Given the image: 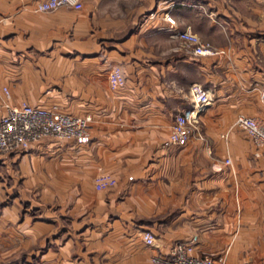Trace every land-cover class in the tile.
I'll return each mask as SVG.
<instances>
[{"label": "crops", "instance_id": "1", "mask_svg": "<svg viewBox=\"0 0 264 264\" xmlns=\"http://www.w3.org/2000/svg\"><path fill=\"white\" fill-rule=\"evenodd\" d=\"M37 1L0 0L7 61L0 63V115L6 83L10 102L57 103L90 114L92 127L86 143L45 137L13 158L39 174L46 194L82 189L76 199L93 207L94 219L141 221L138 228L88 227L86 244L45 243L39 264H155L151 255L177 240L192 242L197 255L226 252L227 264L247 257L264 264V160H251L252 147H237L233 126L239 113L264 117V35L256 32L264 28V0H86L78 9L47 11L35 10ZM165 11L220 51L194 54L170 35ZM114 65L125 82L112 88ZM194 82L212 95L197 111ZM186 109L196 111L194 130L176 145L171 124ZM103 171L116 183L96 189L94 176ZM96 206L104 211L97 215ZM20 207L16 198L2 206L0 236L28 237L26 246L53 230L46 217L31 226Z\"/></svg>", "mask_w": 264, "mask_h": 264}, {"label": "built area", "instance_id": "2", "mask_svg": "<svg viewBox=\"0 0 264 264\" xmlns=\"http://www.w3.org/2000/svg\"><path fill=\"white\" fill-rule=\"evenodd\" d=\"M61 5L74 8L81 7V0H39L34 9L38 11L53 10ZM153 15V13H151ZM169 22L170 35L179 38L184 45L190 47L194 54L213 55L220 51L209 41L202 40L189 26L178 28L175 19L165 14ZM109 83L112 88L121 86L125 82V74L120 65H114L109 72ZM5 100L4 112L0 115V151L5 153H22L27 151L33 142L45 137L57 139H74L78 143L89 140V130L92 127L90 114H71L52 106L32 104L26 100L18 103L10 102V93L7 86L3 87ZM190 93L196 111L211 101V91L201 83L194 82L190 86ZM260 98L264 103V86L259 90ZM194 109L178 112L171 124L169 140L176 145L186 144L193 133V122L196 115ZM233 126L240 128L253 143V156L264 160V117L239 113ZM225 163L231 165L230 156H226ZM116 183V178L109 172H99L94 176L96 189H105ZM151 231L143 232L146 243L154 242ZM155 264H227V253L220 255L202 254L193 252L190 241H174L167 252H155L151 255ZM243 264H254L251 257L244 259Z\"/></svg>", "mask_w": 264, "mask_h": 264}, {"label": "rangeland", "instance_id": "3", "mask_svg": "<svg viewBox=\"0 0 264 264\" xmlns=\"http://www.w3.org/2000/svg\"><path fill=\"white\" fill-rule=\"evenodd\" d=\"M86 3V0H81V7ZM166 13L169 12L165 11V18ZM256 32L264 35V28H257ZM1 56H3L2 50H0V63L6 64V59L1 58ZM262 63H264L263 60ZM4 86H6V83L2 84L1 87L3 88ZM53 104H56L61 110L57 103H52L49 106H52ZM234 129L237 131V136L240 141V144L237 147L240 149L243 148L242 146H246L248 151L252 147L251 160L262 162V160L253 156L254 149L251 140L240 128L236 127ZM242 151L244 152V150ZM19 157L20 156L13 158L12 153L0 151V181L2 185L0 190V212L2 206L6 204V202L16 198L21 204V209L19 211V214L21 215L20 218L24 214L29 215L30 225L33 226L35 225L34 223H39L42 217H46L47 219H43V221L52 224L54 231L49 229L48 235L33 237V242L26 246L23 245V243L25 240H29L28 237L22 235H1L0 264H39V256L45 243H62L69 239H73L72 241L74 243L86 244L88 241L86 228L88 227H96L98 230L105 227H117L119 224L122 226L127 224L128 228L140 227L139 224L141 221L137 220L120 221L113 220L112 218L99 219L98 216L97 219L92 218L91 213L94 212L93 207H89L83 202V199H76V197L81 196L82 189H79L80 193L77 192V189L73 191V188L71 187L59 190L55 189L53 190V193H50L48 189L49 193L46 194V190L41 189L42 186L40 185L41 182L38 173H32L31 175L19 168ZM2 159H7L8 161L3 162ZM240 163L242 164V162ZM96 211L98 215V213L104 211V208L96 206ZM237 220L238 219H236V222H238ZM142 222H146V220H143ZM52 231L53 233H51Z\"/></svg>", "mask_w": 264, "mask_h": 264}]
</instances>
